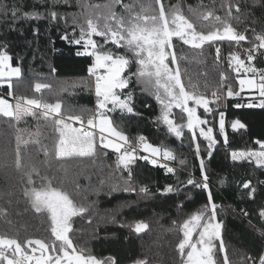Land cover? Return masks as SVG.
Segmentation results:
<instances>
[{
	"label": "trees",
	"instance_id": "obj_1",
	"mask_svg": "<svg viewBox=\"0 0 264 264\" xmlns=\"http://www.w3.org/2000/svg\"><path fill=\"white\" fill-rule=\"evenodd\" d=\"M5 4H15L20 8L19 19L12 20L11 13L0 14V45H5L12 57L11 64L21 70L19 77L12 79V88L7 83L0 85V92L10 96L34 99L40 96L45 103H61V116L67 121L71 115H80L87 121L96 108V95L88 68L93 57L84 53L83 44L70 41L79 38L80 26L86 19L103 25L101 18L107 13L105 8L88 5H104L111 0H3ZM135 0H122L123 4ZM146 7H158L155 0H139ZM229 0H162L166 11L170 6L179 5L181 13L190 19L199 30H215L221 27L212 17L204 20L201 12L213 11L225 18ZM241 4V12L232 8V17L239 16L240 22L229 19L232 26L247 36L246 41L223 40L206 43L201 49L184 45L173 38L178 57L181 81L187 91L204 95L209 101L210 113L198 108V115L205 121L204 127L212 128L216 141L213 148L205 145L204 139L183 130L177 137L168 131L167 125L158 118L161 105L156 100L151 87H146L135 77L122 90V96L131 93L133 113L116 108L105 111L113 126L128 137L134 145L143 136L146 142L170 150L177 165L172 173L159 163L153 164L143 159L142 153L135 152V159L126 169L117 166L118 156L114 150L100 145L96 138V156L58 157L55 145L59 132L55 130L52 117L45 120L41 113L35 122L38 137L34 141L20 143L22 168L15 165L17 137L20 123L16 119L0 115V230L52 238L51 220L47 212L37 213L31 200L25 195L33 187L52 182L54 187L66 189L74 203L84 206V213L70 220L68 233L73 245L85 253L99 258H114L116 264H134L136 260H147L148 264H181L176 249L182 232L183 221L208 205V193L217 205L216 219L222 223L221 237L229 264H259V256L264 254V167L254 159L233 160V151H259L255 141H264V108L248 107L246 97H227L231 88L238 92V74L234 62L230 65V53L238 54L245 60L246 67H264V49L253 50L255 59L249 64L247 50L259 41L256 35H264V0H231ZM54 5V6H53ZM83 5V6H82ZM189 6L193 11H189ZM139 11V3H136ZM38 12L39 16L25 18L23 12ZM56 11L59 18L51 19L49 12ZM117 15L127 16L121 5H113ZM247 13H251L250 15ZM75 32V34H74ZM65 34L69 39H62ZM98 45L104 39L93 36ZM219 48V54L216 49ZM118 54H125L123 48L112 44L105 46ZM90 51V49H89ZM173 66V64H170ZM176 67V65L174 66ZM137 66L131 64L125 70L135 72ZM222 76L225 79H222ZM47 87L39 91L35 85ZM220 96L217 101L213 96ZM38 95V96H37ZM239 105V107H238ZM111 108V106L109 107ZM36 110V109H33ZM36 112V111H35ZM177 123L184 121V114L173 109ZM223 113L226 128L225 138L217 133ZM36 114V115H38ZM241 120L246 129L230 127L232 119ZM71 127L80 128L72 121ZM92 132V131H90ZM197 145L199 154H197ZM211 151V156H209ZM47 152V154H45ZM204 161V171L208 177V189L187 184L189 178L197 183L202 180L200 167ZM31 180L29 181V172ZM130 173V175H129ZM250 182L245 188L244 183ZM171 186L172 192L165 189ZM146 187L147 192L140 189ZM255 189L253 195L252 190ZM142 221L148 225L137 233L133 225ZM23 236L26 237L24 234ZM224 252L217 247L216 259L223 264ZM251 258V259H250Z\"/></svg>",
	"mask_w": 264,
	"mask_h": 264
},
{
	"label": "snow or ice",
	"instance_id": "obj_2",
	"mask_svg": "<svg viewBox=\"0 0 264 264\" xmlns=\"http://www.w3.org/2000/svg\"><path fill=\"white\" fill-rule=\"evenodd\" d=\"M68 3V0H64ZM79 3L80 0H77ZM136 3H139V11H136ZM113 5H121L127 12V16L117 15L113 11ZM155 5L158 7L148 6L144 3L135 0L134 3L123 4L122 0H111L110 3L104 5H88L92 8H105L107 13L102 17H97V21L103 19V25L94 22L92 18L86 19V26H80L79 38L73 39L70 42L76 45L83 44L84 53L77 52V55L87 54L94 57L92 65L88 68L91 77H94V90L96 95V111L87 118V125L91 128H99L101 134L107 132L111 136L117 138L121 143H116L111 139H107L101 135L100 145L103 148H111L118 156V164L128 168L134 161L136 148L132 147L128 141V137L123 132L117 131L112 126V121L107 117L105 111H113L116 108L133 113L134 108L131 105V93L122 96V90L129 85V80L135 77L139 82L146 87H151L156 100L161 105V115L158 118L162 120L167 126L168 131L174 133L177 137L181 136V129L183 125H176L170 119L171 109L173 107L181 108L187 113V128L195 129L200 125H204L207 121L201 119L197 115V107L202 106L206 113H210L212 109L209 108L210 101L202 94H197L192 91H187L181 81V72L177 63L178 57L176 55L173 38H178L184 45H190L192 48L201 49L206 43H214L217 41L229 40L239 43L246 41L247 36L237 32V30L229 22V19H235L240 22V17H232V8L235 7L237 13L241 12V4L237 2L235 5L229 0L227 4V15L222 18L215 15L213 11L206 13L201 12L199 15L204 20L212 17L218 22L221 27H215V30H197L196 25L184 16L179 5L170 6L166 11L162 0H155ZM54 6V5H53ZM83 6V5H82ZM255 6V0L254 4ZM20 8L15 4L8 5L0 0V14L7 16L11 13L12 20L19 19ZM189 11H193L189 6ZM251 14V13H247ZM51 19L56 20L59 14L56 11H50ZM25 18L32 16H39L38 12H23ZM75 34V32H74ZM99 36L104 39V45H98L93 36ZM62 39L68 40L67 34ZM258 44H254L253 48L247 50V61L249 64L255 59L253 50L264 49V35H257L255 37ZM112 44L117 48H123L125 54L121 55L113 52L111 49L105 50V46ZM5 45H0V85L7 83L9 89L12 88L11 81L14 77H19L21 70L19 67H13L11 64L12 57L5 49ZM90 49V51H89ZM171 50V51H170ZM219 54L220 49H216ZM230 65L234 62V70L239 74L241 69L245 72L256 73L254 67H246L244 59L238 54L230 53ZM131 64L137 66L135 72H128L125 75V70ZM170 64L176 65L175 68L170 67ZM222 79H225L222 76ZM239 85L241 89L255 88L259 91L261 97V108H264V71L259 72V80L255 76L247 79H240ZM47 87L37 83L35 89L39 91L41 88ZM11 91L9 95H11ZM239 95L231 88L227 90V96L232 97ZM217 101L219 96L213 93ZM17 103L12 105L8 99L0 96V115L8 118L16 119L17 121L23 116H34L35 112L30 111V107L43 108V118L48 120L52 117L55 125V130L59 132V141L55 145V154L58 157L77 156H96V138L95 134L90 131H85L83 128H73L67 121H79L84 123V118L80 115H71L67 117V121L61 116V103H42L37 99H28L26 97H17ZM192 102L196 107L189 106ZM111 105V108H109ZM239 107V105H238ZM248 107H253L249 104ZM99 121V124L96 121ZM244 128L239 120L232 123V128ZM212 128L206 131L200 128V135L209 141V149L213 148L216 141L212 135ZM220 132L224 133L223 113H221ZM107 139V142H105ZM139 142L143 144L145 150H150L153 156L161 152L160 148L153 147L144 143L145 138L139 137ZM21 138L17 137V151L15 158V165L17 168H22V158L20 155ZM225 143L227 137L225 136ZM260 144L259 151H233L231 153L233 160L240 159H254L258 166L264 167V142L257 141ZM197 154H199V146L197 145ZM47 154V152L45 153ZM163 156L168 159H174L171 151L164 149ZM211 156V151H209ZM147 159V157H142ZM155 164L156 160L153 159ZM164 167H167L164 165ZM200 167L202 172V180L197 183L194 179L189 178L187 184L194 185L198 188L208 189V177L203 175L204 161L201 159ZM33 168L29 172V183H32L31 172H35ZM172 168H167V172L172 173ZM130 175V173H129ZM245 188L250 187V182L244 183ZM141 192H147L146 187L140 189ZM165 191L172 192L173 188L168 186ZM255 189L250 195H253ZM31 200V206L37 213L47 212L51 220V233L55 237L52 244L45 243L43 240L28 239L24 241L31 249V253L26 250L22 243L16 239L11 238L6 234H0V264H116L114 258L105 260L98 259L94 255L85 254L83 249H77L73 246L72 240L68 233L71 231L70 220L73 216L84 213L86 208L78 206L74 203L71 194L64 188L54 187L51 181L42 185L39 188L33 187L25 192ZM208 205L192 214L188 219L184 220L180 226L182 238L176 245L181 257V264H219L216 259L217 245L214 241L219 240V251L224 252L223 264H229L228 256L225 252V245L221 237L222 223L216 221L217 205L212 202L211 192L208 193ZM0 214L3 210L0 209ZM264 216V209L260 212ZM134 230L139 233L148 227L142 221L136 222ZM194 234H196L194 236ZM58 242V243H57ZM39 246L40 255L36 256V247ZM51 249L55 255L47 254ZM251 259V258H250ZM134 264H148L147 260H136ZM255 264V262H253ZM259 264H264V254L259 256Z\"/></svg>",
	"mask_w": 264,
	"mask_h": 264
},
{
	"label": "rangeland",
	"instance_id": "obj_3",
	"mask_svg": "<svg viewBox=\"0 0 264 264\" xmlns=\"http://www.w3.org/2000/svg\"><path fill=\"white\" fill-rule=\"evenodd\" d=\"M197 30H199L198 28H197ZM257 36V35H256ZM255 36V37H256ZM254 40H256V39H254ZM257 41V40H256ZM188 46H190V45H188ZM171 51V50H170ZM93 61H94V57H93ZM13 66V65H12ZM175 65H173V66H170V67H172V68H175L174 67ZM13 67H17V66H13ZM243 71H244V69H243ZM251 77H253V75H251V73L250 72H243V74H241L240 76H239V78H238V83H239V80L240 79H247V78H251ZM15 78V77H14ZM255 79H257L258 80V78L257 77H255ZM4 84H6V83H4ZM4 84H2V85H4ZM94 86V85H93ZM238 87V92L237 93H241V92H243V91H252L253 93L252 94H254V91L256 92L258 89H255V88H247V87H245V88H243V89H241V87H240V85L239 86H237ZM151 89V88H150ZM152 92H153V90H152ZM95 93V92H94ZM248 95V94H247ZM38 96V95H37ZM155 96V95H154ZM38 97H40V96H38ZM5 99H7V98H5ZM42 99V98H41ZM9 102L12 104V105H15L16 103H14V102H12L11 100H9ZM111 105H109V107H110ZM189 106H191V107H196V105H194L191 101L189 102ZM198 108H203L202 106H200V107H197V115H198ZM173 109H177L178 111H180V112H182L183 114H184V121L182 122V123H177L176 121H175V119H174V117H172L173 116ZM30 111H33V112H35L36 114H38L39 112L41 113V115L43 116V112L42 111H37V110H33L32 108H30L29 109ZM106 114V113H105ZM39 115L40 114H38V115H34V116H23L22 118H20L17 122L18 123H20V125H19V131H20V133L19 134H21L22 135V137H20L21 138V142L23 141V142H27V141H34V140H36L37 139V135H38V133H37V131H36V127H35V122L38 120V118H40L39 117ZM40 115V116H41ZM107 115V114H106ZM107 117L111 120V118L107 115ZM200 117V116H199ZM170 119H172L175 123H176V125H183V127H182V129H181V135H182V131L183 130H189L191 133H195V135H198V136H200L202 139H204V143H205V145L208 147V144H209V141L207 140V139H205L203 136H201L200 135V128H204L205 129V131L208 129V128H206V127H204V125H200V126H198V127H196L195 129H189V128H187V113L186 112H184L181 108H176V107H173L172 109H171V113H170V117H169ZM201 118V117H200ZM202 119V118H201ZM220 120H221V118H220ZM112 121V120H111ZM96 123L97 124H99V121L97 120L96 121ZM219 124H220V121H219ZM112 126H113V124H112ZM114 127V126H113ZM168 127V126H167ZM218 130H217V133H218V135L219 136H221V137H223V138H225V134H222L221 132H220V127L219 128H217ZM95 130L98 132V134H99V136L101 137V135H103V136H105L107 139H111V140H113L114 142H116V143H121V141H119L117 138H115V137H113V136H111L109 133H107V132H105V133H103V134H101L100 133V131H99V128L97 127V128H95ZM224 130H225V122H224ZM117 131H119V130H117ZM174 134V133H173ZM175 135V134H174ZM212 135H213V133H212ZM107 139H106V141L105 142H107ZM146 144H148V145H151V146H153V147H157V146H155V145H153V144H151V143H149V142H146ZM157 148H159V146L157 147ZM209 148V147H208ZM109 149H111V148H109ZM113 150V149H112ZM141 152H142V154L144 155V157H147V159H149L150 160V162H152V160L153 159H157V158H159L160 157V155H161V152L159 153V154H157V155H155V156H153V154L151 153V151L150 150H145V148H144V146H142V150H141ZM175 167H177V165L175 164ZM203 174H205V171L203 172ZM189 218V217H188ZM187 218V219H188ZM216 221H217V219H216ZM196 234H194V236H195ZM215 243H216V245H217V247H219V243H220V241L219 240H216V241H214Z\"/></svg>",
	"mask_w": 264,
	"mask_h": 264
},
{
	"label": "built area",
	"instance_id": "obj_4",
	"mask_svg": "<svg viewBox=\"0 0 264 264\" xmlns=\"http://www.w3.org/2000/svg\"><path fill=\"white\" fill-rule=\"evenodd\" d=\"M254 68L257 70V72H256L255 74H254V73H251V75L257 77L258 80H259V72H260V71H264V67H262V68L254 67ZM93 81H94V77H92V82H93ZM93 85H94V83H93ZM0 96H3L4 98H7L8 100H11V101L14 102V103H17V99H16L17 96H10V95H6V94L1 93V92H0ZM34 99L40 100L42 103H45V102L41 99V97H37V98H34ZM246 99H247V103H248V104H252V105H254V106L259 107L258 105L260 104L261 97L259 96V91H258V90H257L254 94H252V95H250V96H247ZM219 100H220V96H219ZM30 108H32V109H36V110H38V111H42V112H44V109H43V108H36V107H34V106H33V107H30ZM95 111H96V108H95V110H94V113H95ZM94 113H93V114H94ZM93 114H92V115H93ZM92 115H91V116H92ZM235 120H239V119H238V118H234V119H232L231 122H230V127H232V123H233V121H235ZM239 121H240L243 125H245L241 120H239ZM73 123L77 124L78 127L83 128L85 131L96 132V130H95L94 128H91L90 126H88L87 123H86L85 121H84L83 124H81V122H79V121H75V122H73ZM238 128H239V127H238ZM240 129L245 130V129H246V126H245L244 128H240ZM223 134H225V136H226V128H225ZM260 142H264V141H260ZM144 143H146V140L144 141ZM256 144H257L258 148L261 149L260 144H258L257 141H256ZM130 145H131L132 147L136 148V152H137V153H142L141 150H142V146H143V144H141V143L139 142V139L136 141V143H135L134 145H132V144H130ZM164 149H166V148H164ZM164 149L161 150V155H160L159 158L156 159V163H159L160 165H163V166L166 165L167 168H172V169H174V168H175V162H174V159H168V158H165V157L163 156V151H164ZM167 150H168V149H167ZM169 151H170V150H169Z\"/></svg>",
	"mask_w": 264,
	"mask_h": 264
},
{
	"label": "flooded vegetation",
	"instance_id": "obj_5",
	"mask_svg": "<svg viewBox=\"0 0 264 264\" xmlns=\"http://www.w3.org/2000/svg\"><path fill=\"white\" fill-rule=\"evenodd\" d=\"M0 234H6V235H8L9 237H11V238H16V239H18L21 243H22V245L26 248V250L27 251H29V253L30 254H32L31 253V249L30 248H28V246L27 245H24V241H26V240H28V239H32V240H43L45 243H48V244H52L54 241H55V237L52 235V238H44V237H39V236H29V235H27L26 233H24L25 235H26V237L25 236H23L24 234H18V235H16V234H14L13 232H5V231H3V230H0ZM58 243V242H57ZM74 246V245H73ZM32 247H36L38 250H37V252L35 253V255L36 256H39L40 255V252H39V246L38 245H33ZM75 247V246H74ZM76 248V247H75ZM78 249V248H77ZM79 250V249H78ZM47 254H51V255H55L56 253H52L51 252V249L49 250V252L48 253H46V255ZM85 254H89V253H85ZM90 255H94V254H90ZM95 257H97V256H95ZM98 259H101V260H105V259H108V258H99V257H97Z\"/></svg>",
	"mask_w": 264,
	"mask_h": 264
},
{
	"label": "crops",
	"instance_id": "obj_6",
	"mask_svg": "<svg viewBox=\"0 0 264 264\" xmlns=\"http://www.w3.org/2000/svg\"><path fill=\"white\" fill-rule=\"evenodd\" d=\"M238 86H239V83H238ZM252 91H243V92H241V93H239V95H234V96H232V97H236V96H238V97H247V96H250V95H252ZM254 93H255V91H254ZM248 94V95H247ZM228 97V96H227ZM223 120H224V118H223ZM219 127H220V124H219ZM95 129V128H94ZM97 132V131H96ZM97 134H98V132H97ZM99 135V134H98Z\"/></svg>",
	"mask_w": 264,
	"mask_h": 264
},
{
	"label": "water",
	"instance_id": "obj_7",
	"mask_svg": "<svg viewBox=\"0 0 264 264\" xmlns=\"http://www.w3.org/2000/svg\"><path fill=\"white\" fill-rule=\"evenodd\" d=\"M255 143H256V141H255Z\"/></svg>",
	"mask_w": 264,
	"mask_h": 264
}]
</instances>
